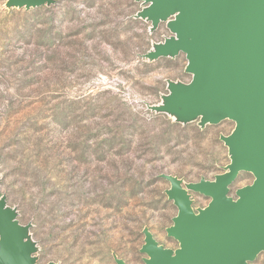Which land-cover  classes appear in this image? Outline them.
<instances>
[{
    "label": "rangeland",
    "instance_id": "1",
    "mask_svg": "<svg viewBox=\"0 0 264 264\" xmlns=\"http://www.w3.org/2000/svg\"><path fill=\"white\" fill-rule=\"evenodd\" d=\"M157 0H0V203L32 264H146L147 235L173 253L174 177L195 191L229 171L237 121L169 107L196 72L179 11ZM238 170L226 196L253 182ZM247 264H264V250Z\"/></svg>",
    "mask_w": 264,
    "mask_h": 264
},
{
    "label": "water",
    "instance_id": "2",
    "mask_svg": "<svg viewBox=\"0 0 264 264\" xmlns=\"http://www.w3.org/2000/svg\"><path fill=\"white\" fill-rule=\"evenodd\" d=\"M22 1L34 5L44 0ZM175 11L174 26L186 39L160 52H185L197 75L177 91L169 107L181 104L189 114H204L208 123L236 120L228 139L232 165L214 182L192 186L211 197L198 214L180 182L169 177V198L178 213L167 233L180 247L173 253L147 235L142 252L149 256L146 264H247L264 250V0H157L143 16ZM238 170L251 171L254 180L233 201L226 193ZM22 238L0 203V264H32Z\"/></svg>",
    "mask_w": 264,
    "mask_h": 264
}]
</instances>
